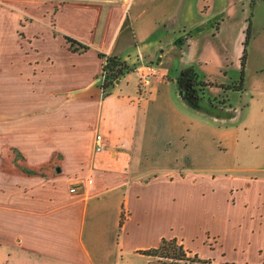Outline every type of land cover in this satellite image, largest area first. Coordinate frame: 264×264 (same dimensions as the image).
Returning a JSON list of instances; mask_svg holds the SVG:
<instances>
[{"label": "crops", "instance_id": "1", "mask_svg": "<svg viewBox=\"0 0 264 264\" xmlns=\"http://www.w3.org/2000/svg\"><path fill=\"white\" fill-rule=\"evenodd\" d=\"M218 1H17L21 14L14 21L18 27L12 26L16 27V45L0 47L5 55L0 58V84L6 88L3 101L11 112L41 111L35 112L36 129L29 130L30 125L22 129L27 132L25 141L19 142L20 136H15L18 141L10 146L12 158L0 142V264H118L114 254L117 247L123 251L125 238L117 237L116 231L125 212L126 221L120 229L128 235L130 225L136 224L133 233L140 229V211L151 221L155 216L179 212L169 209L168 203L173 200L177 209L182 208L187 185L193 186L188 193L192 196L193 188L204 180L217 185L229 180L217 175L198 177L196 171L189 174L180 168L187 150L176 157L178 166L141 169L135 157L139 108L145 94L142 91L140 95L139 84L136 90L130 86L133 73L116 83L106 97L98 82L103 67L100 53L128 60L138 69L146 65L153 73L147 102L155 101L164 90L166 94L165 87L171 85L168 98L174 110L166 131L173 134L175 142L184 140L188 132L198 135L201 127L192 132L187 119L197 126V119L205 115L212 117L223 138L237 147L242 130L233 134L230 128L220 127L215 114L195 110L181 98L177 84L167 78L173 64L210 77L203 69L211 72L219 54L213 46L193 50L194 35L227 31L228 15L233 18L238 12L237 0H221L219 15L223 17L215 15ZM6 5L2 11L7 17ZM24 17L34 21L22 25ZM245 24L247 21L240 27L243 49ZM19 28L24 31L22 36ZM5 33L1 29L0 36ZM65 37L88 45L90 50L82 54L72 51ZM74 58L76 64L69 63ZM17 79L21 81L19 89ZM13 98L17 99L11 101ZM61 103L62 111L58 110ZM99 134L103 150L96 152ZM61 155L66 166L58 173L55 162H60L56 157ZM73 188L75 192H71ZM227 189L234 192L233 186ZM147 198L150 208L140 210V201ZM149 225L154 233L159 224ZM168 226L161 224L153 242L138 245L135 253L142 255L139 252L158 247L165 238H176L183 245L189 242L182 229Z\"/></svg>", "mask_w": 264, "mask_h": 264}, {"label": "rangeland", "instance_id": "2", "mask_svg": "<svg viewBox=\"0 0 264 264\" xmlns=\"http://www.w3.org/2000/svg\"><path fill=\"white\" fill-rule=\"evenodd\" d=\"M17 1L19 0H0V32L1 29L6 32L5 35H1L2 38L0 36V47L16 45V27L12 26L18 27V21L16 24L14 21L15 17L21 14L20 3ZM220 1L214 7V14L223 17L219 15L221 14L219 9L223 6ZM5 4L10 12L7 17L2 11ZM236 4L238 12L233 18L232 14L228 15L231 18L227 22L228 28L225 29L227 31L219 33L211 30L207 35L193 34V50L196 51V48H199L204 51L206 47L213 46L219 54L217 66L211 68V72L207 69H203V72L209 75L210 77L207 76V78L212 81L210 82L212 95L216 96L219 102L224 103L223 106L219 105L225 109V113L231 114L230 117L219 114L221 118L216 119L220 121V127L230 128L229 131L233 134H236L235 130H242L241 141L237 147L233 146V141L224 139L222 133L216 129L217 126L212 124V121L215 122L214 119L205 115L197 119V126L191 124V119H187V126L192 132L194 127H201L200 131H196L198 135L188 132L184 140L175 142L173 134H168L166 131L167 123L173 119L171 111L174 110L168 98L171 85L168 84L165 87L166 94L164 90L155 101L147 102L145 99L149 96L148 83L153 77L151 68L145 65L137 69L139 77L137 73L130 76L129 82L130 86L134 87L133 90H136L139 84L140 95L142 91L144 92L142 95L145 94L139 108L135 163L139 161L138 166L141 169L153 166H178L175 163L176 157L187 150L188 156L185 157V161H180V168L188 170L189 174L196 171L198 177L212 178L217 175L221 179L229 180H222L221 185L210 184V180H204L203 185L193 188L192 196L188 194L192 193V184L187 185V190L182 192L187 195V198L182 200V208L177 209L173 200L168 203L169 209L179 210V212L172 211L164 216H155L151 221L140 211L138 216L142 220V225L140 229H134L136 234L132 231L136 224L130 225L128 235H125L126 233L121 231L120 227L117 228V237L125 238L123 251L120 252V248L117 247L114 254L118 257V264H148L149 258L135 253V250L138 245L152 243L161 224L175 225L177 230L182 229L181 233L185 241L189 240L184 246L192 253V256L197 255L202 260L189 264H264V0H237ZM24 21L33 22L34 20L24 17L21 19L22 25H25ZM244 21H247L245 24L247 27L250 23L252 24L244 70L245 90L223 89L221 85H225L226 88L234 83L237 85L240 83L242 74L240 59L244 40L240 27ZM22 30L20 28L17 30L20 36L24 32ZM4 56L0 53L1 60ZM76 60L77 58L68 61L76 64ZM176 67L173 64L172 68H169L167 78H174ZM148 74L150 79L146 82L143 76ZM19 82H21L19 79L15 82L17 89L21 85ZM2 85L0 84V142L7 146L10 156L8 158H12L14 154L10 146L18 141L15 136H20L19 142L25 141L24 134L27 132L24 133L22 129L27 125H30L29 130L35 128V112L41 109L31 108L27 111L11 112L10 105L3 101L6 88ZM132 92L129 90V94L132 95ZM133 96L136 95L133 94ZM15 99L17 98L11 101ZM63 106L61 103L58 110L62 111ZM252 107L253 111H251ZM183 127L184 124H182ZM18 130L22 132H17ZM243 134L247 135L243 136ZM88 142V140L85 141V145ZM61 159H63L62 155L56 157V160L60 162H55L57 165L55 172L60 173L65 169L66 165L61 162ZM42 169L43 172L46 171L45 168ZM225 174L230 177H225ZM229 186L234 188L232 194L227 189ZM233 199L234 202H232ZM149 201V198L146 202L140 201V210H148ZM125 214L126 212L123 224L126 221ZM151 222L159 224L154 233L148 229Z\"/></svg>", "mask_w": 264, "mask_h": 264}, {"label": "trees", "instance_id": "3", "mask_svg": "<svg viewBox=\"0 0 264 264\" xmlns=\"http://www.w3.org/2000/svg\"><path fill=\"white\" fill-rule=\"evenodd\" d=\"M67 43L70 45V49L76 53H85L90 50L88 45L82 44L70 37H65ZM250 39V24L246 29V36L244 41L243 54L240 59L242 74L240 78V85L244 82V70L247 60V47ZM99 57L103 60V67L101 77L103 82L100 84L103 96L106 97L111 93L118 80L123 77L137 71V66H130L128 60H124L117 57L107 56L100 53ZM223 88V86L221 85ZM212 103V101H211ZM213 104V103H212ZM222 104V102H220ZM123 219L121 218V226L123 225ZM150 259L148 264H189L195 261H202L197 255L192 256L191 252L187 250L184 245L179 242L176 238L174 239H163L160 245L156 248L139 252Z\"/></svg>", "mask_w": 264, "mask_h": 264}, {"label": "flooded vegetation", "instance_id": "4", "mask_svg": "<svg viewBox=\"0 0 264 264\" xmlns=\"http://www.w3.org/2000/svg\"><path fill=\"white\" fill-rule=\"evenodd\" d=\"M251 31H252V24L250 23V39H251ZM245 36H246V32H245ZM250 39H249V43H250ZM177 65L178 64H174V66ZM240 69L242 70L241 61H240ZM120 80H118V82ZM171 80L177 84L179 92L180 93L182 92L181 98L185 102H187V104L192 106L195 110L207 114H213V115L215 114L217 118H221L219 116V114L221 113L222 116L227 115V117H230L231 114L229 112L225 113V109L221 108V105H219L220 102L216 99V96L212 95L211 93L212 90H210L211 88L210 82L212 81L209 80L204 75H202L197 69L191 68L190 70L189 68L183 66L182 67L177 66L174 72V78H172ZM223 89L242 91L245 90V86H244V82L242 86L240 84L237 85V83L236 84L234 83L232 85L227 86L226 88L225 85H223ZM215 100L217 101L214 103L213 101ZM211 101L213 104L211 103ZM223 104L224 103L222 102V106Z\"/></svg>", "mask_w": 264, "mask_h": 264}, {"label": "built area", "instance_id": "5", "mask_svg": "<svg viewBox=\"0 0 264 264\" xmlns=\"http://www.w3.org/2000/svg\"><path fill=\"white\" fill-rule=\"evenodd\" d=\"M122 1H124L126 3L129 2V0H122ZM143 79H144V81L148 82V80L150 79V75L148 74V75L143 76ZM95 150H96V152H101L103 150V137L100 134L97 135L95 138ZM75 191H76V189L73 188L72 192H75Z\"/></svg>", "mask_w": 264, "mask_h": 264}, {"label": "water", "instance_id": "6", "mask_svg": "<svg viewBox=\"0 0 264 264\" xmlns=\"http://www.w3.org/2000/svg\"><path fill=\"white\" fill-rule=\"evenodd\" d=\"M98 82H99V85L103 82V78L101 76L99 77ZM117 83H119V82H117ZM180 94L182 95V92Z\"/></svg>", "mask_w": 264, "mask_h": 264}]
</instances>
